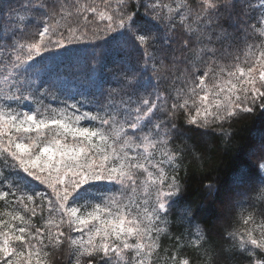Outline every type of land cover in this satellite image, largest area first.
<instances>
[{
  "label": "snow or ice",
  "instance_id": "snow-or-ice-1",
  "mask_svg": "<svg viewBox=\"0 0 264 264\" xmlns=\"http://www.w3.org/2000/svg\"><path fill=\"white\" fill-rule=\"evenodd\" d=\"M174 3L19 0L0 8V157L10 161L0 200L11 195L19 209L0 218V264H48L49 249L65 246L70 264H155L173 214L184 231L165 264H192L181 254L206 234L201 208L182 202L176 161L185 148L173 142L186 133L177 117L184 114L187 131L225 136L224 123L264 110V5L253 18L248 0H199L195 10ZM89 15L95 27L73 26ZM73 41L113 45L112 67L79 85L81 99L60 101L58 116L26 107L52 89L67 92L54 70L40 78L38 61ZM257 151L264 158V141ZM257 171L259 185L247 173L236 185L244 189L236 203L252 211L242 229L225 232V264H264V163ZM33 181L43 190L30 191ZM37 216L43 224L32 223Z\"/></svg>",
  "mask_w": 264,
  "mask_h": 264
},
{
  "label": "trees",
  "instance_id": "trees-1",
  "mask_svg": "<svg viewBox=\"0 0 264 264\" xmlns=\"http://www.w3.org/2000/svg\"><path fill=\"white\" fill-rule=\"evenodd\" d=\"M5 1L3 0V2ZM8 1L14 5L19 2V0ZM81 1H85L87 4L93 2V0H79V3ZM160 2L175 7L174 0H160ZM184 2L193 10L200 7L199 0H184ZM115 3L116 0H113V6H115ZM249 3L252 5L250 15L253 18L259 17L264 0H251ZM7 5L9 4L1 5L0 8H4ZM140 12L143 13L144 9L141 8ZM77 23L83 29L85 25L89 28L95 27L97 21L89 15L87 20L83 17L78 19L73 18L74 27L77 26ZM34 30L33 26H29V31ZM77 34L79 35L80 33L78 32ZM58 38L53 37V39ZM113 47V45L103 44L96 46L95 42L73 41L66 50H58L46 54L44 59L38 61V67L41 69L40 78L46 80L49 72L54 70L56 77L63 82L67 92L61 89H52L47 96L43 97V104L37 99L32 105L26 107H34L38 112H42L48 116L59 113L60 109L63 108L60 101L65 100L68 95L75 96L77 100L81 99L77 93L84 91V89L80 88L79 85L87 82L89 76L95 79L99 74V69L103 65L107 64L108 68L112 67L110 61L114 55ZM241 58L242 54L240 52ZM229 62L230 60L225 61V63ZM94 68L97 69L96 72H93ZM108 68H104L105 73L108 72ZM223 78L226 79V77ZM37 82L39 83V81ZM212 82L213 79L211 78L207 81L209 85ZM176 87L180 88L181 85L178 84ZM52 97H55V99ZM71 102L69 100V103ZM49 106L52 110L45 112V109H49ZM184 118V114L179 113L177 124L186 134L177 135L173 142V148L176 146L185 148V151L179 154L182 160L176 161V163L181 165L179 174L184 177L182 202L184 204H191L193 209L197 207L201 208L202 219L200 223H202L206 235L201 247L196 248L194 245H189L183 252L192 260V264H225L222 259V250L226 251L230 242L224 239V234L226 231L241 229L242 222L239 212L236 215L232 211L229 217L223 214L226 207L223 205L224 200L222 199L225 197L224 192L228 189L226 187L230 183L233 173L241 161H243L245 155L249 153L248 151L252 143L256 142L253 138L254 135L260 132L262 126H264V110L257 107L251 114H244L238 119L224 123L223 127L228 133L225 136H220L219 134L202 136L187 131L183 125ZM8 163L10 161H4L3 157H0V176L10 171L6 167ZM258 180L260 181V179ZM208 184L213 185L211 192L206 187ZM3 190H5L4 186L0 185V191ZM31 190H43V186L33 181L31 183ZM16 195L19 196L21 193L17 192ZM14 199L10 195L0 200L1 218L9 219L3 214L14 209L19 210L13 203ZM39 203L40 201L37 200V204ZM219 214L223 215L221 221L218 219ZM43 215L45 218L47 217L46 211ZM170 219L173 223L169 233L167 235L161 234L159 238V254L161 251L169 252L175 247L176 241L172 237L178 236L181 231H184L177 215L173 214ZM32 223L41 225L44 223V220L40 216H37L32 220ZM49 252L48 264H70L67 246L60 250L50 248ZM232 264H237V262L233 261Z\"/></svg>",
  "mask_w": 264,
  "mask_h": 264
},
{
  "label": "rangeland",
  "instance_id": "rangeland-1",
  "mask_svg": "<svg viewBox=\"0 0 264 264\" xmlns=\"http://www.w3.org/2000/svg\"><path fill=\"white\" fill-rule=\"evenodd\" d=\"M248 2H251V0H248ZM10 3L11 2L6 0L1 5L10 4ZM95 3L99 4L100 0H95ZM79 4H80V6L87 5V3L85 1H81ZM93 19L96 21L95 18H93ZM241 48H242V51H241L242 58L240 60L244 61L247 49L243 48V46H241ZM240 66L246 68L248 65H247V63H241ZM58 115H59V113H56L53 115H48V116L50 117V116H58ZM253 138L255 139L256 142L252 143V145L250 146V149L248 151L249 153H247L245 155V157L243 158V161H241V163L238 165L240 167H237V169L233 173L231 181L226 187L228 189L226 190V192H224L225 197L222 199V200H224L223 205L226 207L225 211L223 212L224 215L229 217V216H231L232 211L235 212L236 215L239 212V216H240V219L242 222L241 229L244 227L243 217L247 216L252 211V208H251L250 203H236V201H241L244 199V197H242L240 195V193L243 192L244 189H237L236 185L240 181V179H242V176L244 173H247L248 175L251 176L252 181L255 185H259V183H260V181L258 179H261V174L257 171V166L260 163H264V158L261 157V155L258 151L256 152V154H252V153H253V149L258 148L260 143L262 141H264V126H262L261 131L257 132V134H255ZM260 191L264 192V185L260 187ZM249 195H253L257 199H259L260 192L252 191L249 193ZM1 212H2V210H0V215H1ZM219 215H218L219 216L218 219H219V221H221L223 215L222 214H219ZM257 222H259V217H257ZM193 238L194 237H188V239H193ZM181 242H182V244L184 243V241H181ZM176 247H177V245L175 247H173L169 252L161 251L160 254L159 253H158V255L156 254L158 259L156 257H154L155 264H165L166 257L170 256L171 253L175 251ZM181 255L184 256L186 254L184 252H182Z\"/></svg>",
  "mask_w": 264,
  "mask_h": 264
}]
</instances>
